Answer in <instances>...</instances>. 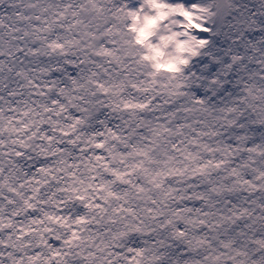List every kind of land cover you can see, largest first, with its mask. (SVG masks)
Masks as SVG:
<instances>
[{
  "label": "snow or ice",
  "instance_id": "1",
  "mask_svg": "<svg viewBox=\"0 0 264 264\" xmlns=\"http://www.w3.org/2000/svg\"><path fill=\"white\" fill-rule=\"evenodd\" d=\"M0 264H264V0H0Z\"/></svg>",
  "mask_w": 264,
  "mask_h": 264
}]
</instances>
